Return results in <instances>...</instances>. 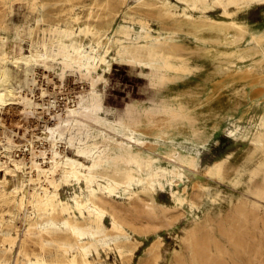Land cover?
I'll return each mask as SVG.
<instances>
[{
	"label": "rangeland",
	"instance_id": "374dc122",
	"mask_svg": "<svg viewBox=\"0 0 264 264\" xmlns=\"http://www.w3.org/2000/svg\"><path fill=\"white\" fill-rule=\"evenodd\" d=\"M70 5L81 23L92 10L93 34L74 39L89 47L99 35L100 52L109 49L110 70L105 64L94 69L104 77L95 94L74 69L61 73L55 42H48L46 59L35 45L42 28L72 25ZM230 22L241 28H230ZM124 26L140 44L170 56L173 67L158 77L153 67L162 65L160 56L149 59L145 48L118 54L120 41H128L120 33ZM30 54L40 64L46 61L47 70L33 65L26 72L1 60ZM244 69L254 76L225 80L219 88L221 77ZM2 73L32 98L28 104L41 100L53 112V102L63 105L52 135L45 134L43 122L34 127L35 117L21 109L25 133H33L36 148L41 146L36 137L44 139L47 157L57 142L62 155L85 165L93 158L88 149L101 153L99 176L119 181L132 169L131 187L111 195L104 183L94 182L107 211L103 226L74 216L92 264H264V0H222L196 8L184 0H0ZM18 99L11 97L7 107H20ZM91 100L101 125H75L72 118L65 123L68 105ZM2 112L0 107V120ZM11 128L8 123L0 130V151L17 158ZM27 158L26 151L21 159ZM23 170L0 171V181L7 177L0 183V264H29L41 255L53 261L60 245L75 252V237L60 217L51 220L29 207L25 219L17 209L15 189L22 188L24 196L29 190ZM60 175L64 202L73 206L76 195L89 197L84 181Z\"/></svg>",
	"mask_w": 264,
	"mask_h": 264
},
{
	"label": "bare ground",
	"instance_id": "6f19581e",
	"mask_svg": "<svg viewBox=\"0 0 264 264\" xmlns=\"http://www.w3.org/2000/svg\"><path fill=\"white\" fill-rule=\"evenodd\" d=\"M184 1L188 4V6H192L194 8L198 5L205 6L208 2H211L212 4H221L222 2V0ZM69 12V19L72 23L71 26L65 25L61 27L57 25L55 27H50L49 29L42 28L41 31L43 33V38L42 40L35 42V45L44 51L42 55L43 58L46 59L47 56H45V54L48 49V42H55L57 45L56 55L60 58L59 64L61 65V73L63 74L70 69H74L79 73L81 79L90 81V92L91 94H95L94 89L104 79V77L102 74L95 72L94 69L105 64L107 71L110 70L111 63L107 59L109 56V49L107 48L104 52H100V45L102 41L101 36L99 35L96 37L95 44H91L89 47L85 46L84 43L81 42V38L80 40L74 39L79 36L87 37L88 34H93L94 27L89 22L90 18H92V10L88 11L85 23L80 22V14L75 12L73 5H70ZM140 24L143 25L142 22H140ZM74 25H76L75 29L73 27ZM229 27L234 30L241 28V26L235 22H230ZM47 32H49L50 35L53 34V38H47L44 36ZM120 33L124 39H127L128 41H120V47L117 51L118 54L127 51L129 48H132L135 51L145 48L149 59H155L160 56L162 58V65H154L153 67L154 72L158 77L163 76V70L171 69L173 67L170 56L164 55L160 52V49L156 47L148 46L147 44H140L136 38L132 37L128 27H121ZM32 55L33 54L14 55L10 58H6L1 55V60L16 67L23 66L26 72L33 65L43 66L45 68L43 71H46L48 68L46 61H43V63L40 64L38 61L30 58ZM131 58L138 59L136 54H132ZM40 76L42 77V80L48 79L45 74ZM253 76L254 75L249 69H244L243 71H231L225 74L224 77H221L217 81V84L219 85V88H221L224 86L225 80L235 78L246 79L252 78ZM43 93V88H41L40 94ZM11 97H19L18 101L15 103H18L20 107H7L10 103L8 100H10ZM31 99L32 98L28 97L27 93L12 85L4 73L0 74V107L3 109L0 120V126H2V128L0 130L3 131V129L7 128L8 123L12 125L15 129L11 128L10 132L16 137L15 144L19 147L17 148V151L19 152L17 158H12L10 154L6 155L0 151V171L3 170L6 175L14 174L16 171L24 172L23 169H25V173L27 174V183L25 186H27L29 190L27 195L24 196L22 188L18 187L15 189L13 193V201L16 203L17 209L24 211L25 219L28 218L27 210L29 207L34 208L37 214L41 211L46 212L47 218L51 220L55 217H60L63 224L75 237L76 250L75 252L70 253L67 246L60 245V256H57L55 260H48L44 255H41L35 262L29 261V264H92L88 257L89 249L87 250L84 243L78 240L80 235V224L74 216L77 214V218L88 219L97 227L103 226V219L106 216L107 211L103 207V199L98 196L97 191L92 187L94 182L99 181L100 184L104 183L103 188L106 190L105 192L111 195L117 188L123 187L127 189L131 187L130 184L135 180V176L132 173V169L125 170L123 179L119 181L113 180L109 177L99 176L96 172V167L102 162L101 153H96V151L92 149L87 150V152L93 157L90 165H85L79 160L62 155L61 151L57 149V142L51 144L52 157H47L46 150L43 149L42 146L46 143L43 141L44 139L38 136L36 137L37 140L41 141L40 148H36L33 141H31V138H34L33 133L31 137H28L25 133L27 131V119L21 115V109L24 110L27 118L35 117L36 124L34 127L40 124V122H43L44 126L47 128V132H45V134L52 135V131L55 130L56 126L61 121V116L59 112L57 113V111L58 109L61 110L63 105L53 102L52 104L55 106V112H53L48 111L47 106L43 105V102L38 99L37 103L28 104L27 102H30ZM33 107L34 109L32 110ZM66 108L67 109H65L66 112L64 114V118L66 120L65 123H70V118H72L75 125H83L84 122L93 123L95 125H101L103 123L96 114L97 105L93 100H91L88 105H76L72 103ZM18 141L23 142L20 143ZM116 143L120 147H123L122 143ZM94 148L98 147L94 146ZM4 151L6 153H10V147L5 146ZM26 151L28 152V158L24 162L21 159V155H25ZM128 163L136 164L139 170H141L140 165L136 160L130 158ZM61 172H63L62 177L65 180L73 178L78 183L84 181L86 186L89 188V197L83 200L79 195H76L73 199V206L68 202H64L59 195L61 187ZM6 179L7 177L1 180L0 183L5 185ZM33 184L38 187L36 188ZM6 196V192L3 190L1 192V197ZM112 220V228H117L115 220ZM35 222L36 221L29 226L27 231L32 228L33 224H36ZM40 246L42 249V244Z\"/></svg>",
	"mask_w": 264,
	"mask_h": 264
}]
</instances>
